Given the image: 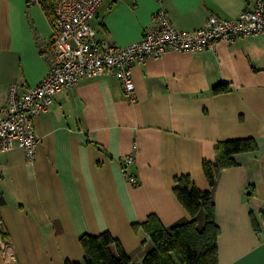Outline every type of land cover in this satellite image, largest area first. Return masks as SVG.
<instances>
[{"label": "crops", "instance_id": "1", "mask_svg": "<svg viewBox=\"0 0 264 264\" xmlns=\"http://www.w3.org/2000/svg\"><path fill=\"white\" fill-rule=\"evenodd\" d=\"M256 1L105 0L90 25L99 43L124 47L160 9L174 28L193 32L211 15L233 20ZM53 24L39 1L0 0V106L11 85L22 94L46 75L41 47L52 44ZM131 72L134 103L114 73L83 78L34 119L33 160L20 147L0 153V219L12 264L82 263L80 237L105 232L131 264H142L152 245L133 226L150 215L165 228L190 220L174 179L188 175L209 191L202 161L215 160L219 142L248 138L256 151L235 155L237 166L221 171L211 190L217 260L264 264V36L221 41L214 51H168ZM222 84L230 90L214 95ZM134 147L136 187L121 172Z\"/></svg>", "mask_w": 264, "mask_h": 264}, {"label": "built area", "instance_id": "2", "mask_svg": "<svg viewBox=\"0 0 264 264\" xmlns=\"http://www.w3.org/2000/svg\"><path fill=\"white\" fill-rule=\"evenodd\" d=\"M104 1L54 0L52 44L41 47L48 61V71L25 93H19L17 86L11 85L7 103L0 106V153L20 147L27 159L33 160L39 142L34 119L51 107L57 93L77 85L83 78L114 73L122 83L126 98L134 103L135 84L131 69L135 64L159 59L168 51H214L221 41L232 43L249 36H264V0H257L252 8L243 10L235 19L224 20L211 15L204 27L193 32L174 28L167 13L160 9L152 15L151 23L139 41L124 47L101 44L90 21ZM135 153L136 147L124 157L121 172L136 187L138 179L129 172L135 164ZM4 233L0 219L1 254L6 264H12L13 248Z\"/></svg>", "mask_w": 264, "mask_h": 264}, {"label": "trees", "instance_id": "3", "mask_svg": "<svg viewBox=\"0 0 264 264\" xmlns=\"http://www.w3.org/2000/svg\"><path fill=\"white\" fill-rule=\"evenodd\" d=\"M53 2L54 0H39L40 6L54 20ZM229 90L228 85L222 84L215 87L212 93L217 95ZM256 149L255 140L250 138L219 142L215 149V160L202 161L209 191L198 190L188 175L174 179L173 192L190 215V220L165 228L154 215H150L142 225H134L135 230L143 228L152 245L142 264H218L219 228L215 222L211 190L221 171L237 166L235 155L255 152ZM79 241L84 252L83 262L67 261L65 264H131L119 242L108 232L98 236L83 235Z\"/></svg>", "mask_w": 264, "mask_h": 264}, {"label": "rangeland", "instance_id": "4", "mask_svg": "<svg viewBox=\"0 0 264 264\" xmlns=\"http://www.w3.org/2000/svg\"><path fill=\"white\" fill-rule=\"evenodd\" d=\"M202 223V221L200 220V224Z\"/></svg>", "mask_w": 264, "mask_h": 264}]
</instances>
